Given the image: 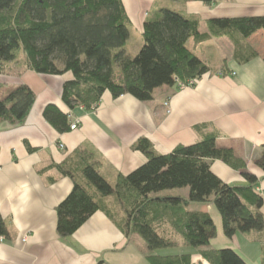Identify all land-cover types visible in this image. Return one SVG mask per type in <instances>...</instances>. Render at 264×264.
Here are the masks:
<instances>
[{"label": "trees", "instance_id": "obj_1", "mask_svg": "<svg viewBox=\"0 0 264 264\" xmlns=\"http://www.w3.org/2000/svg\"><path fill=\"white\" fill-rule=\"evenodd\" d=\"M169 1L210 4L215 0ZM129 23L122 0H0V75L11 72L19 50L25 60L17 75L23 70L42 75L70 73L60 95L67 111L49 103L42 112L57 132L64 133L77 119L74 111L97 107L105 92L113 98L128 94L149 101L156 89H178V84L194 82L192 87L209 71L186 46L190 37L201 36L196 17L155 4L147 12L140 33L142 44L134 54L127 47ZM208 25L209 35L235 30L249 37L264 29V16L213 18ZM35 98L26 83L0 82V121L22 124ZM218 136L213 130L195 143L179 144L165 153H158L148 138L140 137L132 148L146 157L145 162L128 174H118L115 182L100 173L93 149L88 144L79 146L64 162L50 166L73 181L72 190L56 207L57 233L72 235L98 210L112 215L103 198L113 196L125 213L120 228L142 239L149 264H195L190 252L156 253L180 245L199 249L210 264H249L233 248H209L216 235L215 223L207 212L189 207L213 205L226 237L264 230L260 211L264 191H257V177L243 172L246 184L232 185L211 170L214 160L245 170V162L231 148L217 147ZM256 163L264 170V144ZM182 188H188L187 197L156 194ZM7 233L0 215V236Z\"/></svg>", "mask_w": 264, "mask_h": 264}, {"label": "crops", "instance_id": "obj_2", "mask_svg": "<svg viewBox=\"0 0 264 264\" xmlns=\"http://www.w3.org/2000/svg\"><path fill=\"white\" fill-rule=\"evenodd\" d=\"M122 1L130 21L129 14L141 33L147 12L158 0ZM159 6L199 20L201 36L190 37L186 46L209 71L192 87L178 90L176 86H162L149 101L128 94L113 98L105 92L94 110L74 111L80 120L76 129L59 133L42 112L49 103L67 111L60 95L70 73L42 75L23 70L17 75L21 68L13 67L11 72L0 75V82L26 83L36 95L22 124L13 126L0 121V215L8 231L0 242V264H149L142 239L126 235L120 228L125 213L113 196L103 198L105 209L112 215L98 210L72 235L61 237L57 233L56 207L72 190L73 181L50 166L64 162L83 144L93 149L100 173L115 182L118 174H128L145 162L146 157L132 148L138 138H148L158 153H165L179 144L195 143L215 130L219 132L217 147L231 148L245 162V170L214 160L212 172L232 185L246 184L243 172L254 174L257 191H264V170L256 163L264 144V85L253 94L256 107L242 108L221 91L235 80L234 66L264 56V29L249 37L235 30L213 36L208 27L213 18L264 16V0H215L210 4L163 0ZM165 101H169L168 112L163 106ZM201 124L207 127L198 130ZM184 189L177 193L187 197ZM189 207L207 212L215 223L216 235L209 248H233L249 264L264 262V230L226 237L213 205ZM260 211L264 215V204ZM171 250L156 253H174ZM181 251L190 252L195 264H210L199 249Z\"/></svg>", "mask_w": 264, "mask_h": 264}, {"label": "clouds", "instance_id": "obj_3", "mask_svg": "<svg viewBox=\"0 0 264 264\" xmlns=\"http://www.w3.org/2000/svg\"><path fill=\"white\" fill-rule=\"evenodd\" d=\"M235 80L228 87L222 88L224 94L234 98L241 107H256L253 94L264 85V56H257L247 64L234 66ZM264 117V112H261Z\"/></svg>", "mask_w": 264, "mask_h": 264}, {"label": "rangeland", "instance_id": "obj_4", "mask_svg": "<svg viewBox=\"0 0 264 264\" xmlns=\"http://www.w3.org/2000/svg\"><path fill=\"white\" fill-rule=\"evenodd\" d=\"M125 1H127V0H125ZM162 1L163 0H158L157 3H156V5L159 6L160 5V2H162ZM129 13L130 12L128 11V14ZM129 16L131 18V21L129 23V29H130V32H131V34H130L131 37H130V42H128V46L127 47H128V51L131 52V54H134V53H136V51H138L139 45L142 44V36H141L139 30L137 29V26H136V24L134 22L135 21L134 18L132 17L131 14H129ZM16 53H17V55H16V62L13 61V63H11V65H14V68H17L18 69L19 68L18 66H22L24 64L23 61L25 60L24 59L25 58V55H24V53L21 50L17 51ZM180 190L181 189H170V190L160 191V192H158L156 194H159V195H166V194L179 195L181 193H177V192L180 191ZM184 190H187L188 191V188H185ZM180 247L181 248H176V247L170 248V249H172L171 252H179V251L182 250V248H186V249L189 248L191 251L195 249V248H192V247L181 246V245H180Z\"/></svg>", "mask_w": 264, "mask_h": 264}, {"label": "built area", "instance_id": "obj_5", "mask_svg": "<svg viewBox=\"0 0 264 264\" xmlns=\"http://www.w3.org/2000/svg\"><path fill=\"white\" fill-rule=\"evenodd\" d=\"M194 82H189L188 84H178V90H183V89H185V88H187V87H190V85H192ZM163 106H165V108H166V111L168 112L169 111V101H165L164 103H163ZM82 109H83V107H81ZM96 108V106H94L93 107V109H91V110H94ZM70 115V117H71V113L69 114ZM79 123H80V120L79 119H75V121L70 125V129L71 130H74V129H76L77 127H78V125H79ZM3 240V236H0V242ZM22 240H26V237H24Z\"/></svg>", "mask_w": 264, "mask_h": 264}]
</instances>
